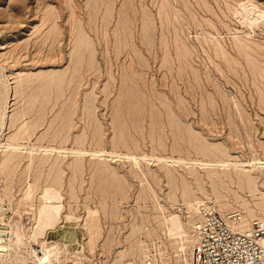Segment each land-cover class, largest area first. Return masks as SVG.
<instances>
[{"label": "rangeland", "instance_id": "374dc122", "mask_svg": "<svg viewBox=\"0 0 264 264\" xmlns=\"http://www.w3.org/2000/svg\"><path fill=\"white\" fill-rule=\"evenodd\" d=\"M263 200L264 0H0L13 263L47 243L63 252L51 264H191L203 208L248 226Z\"/></svg>", "mask_w": 264, "mask_h": 264}, {"label": "built area", "instance_id": "2783aa9c", "mask_svg": "<svg viewBox=\"0 0 264 264\" xmlns=\"http://www.w3.org/2000/svg\"><path fill=\"white\" fill-rule=\"evenodd\" d=\"M232 217L202 209L194 223L191 264H264V221L243 226L240 215Z\"/></svg>", "mask_w": 264, "mask_h": 264}, {"label": "bare ground", "instance_id": "6f19581e", "mask_svg": "<svg viewBox=\"0 0 264 264\" xmlns=\"http://www.w3.org/2000/svg\"><path fill=\"white\" fill-rule=\"evenodd\" d=\"M261 13V12H260ZM258 14V13H257ZM262 15H263V13H261ZM260 14H258V16H259ZM255 16V15H254ZM258 16H256V18L258 17ZM262 18H263V16H262ZM262 18H261V20H262ZM253 19V18H252ZM258 21H260V20H258ZM254 22V21H253ZM252 22V23H253ZM257 22V21H256ZM250 23V22H249ZM260 23V22H259ZM251 27V26H250ZM224 165H226V163H224ZM228 165V164H227ZM236 167V172H237V177H238V182H239V184L241 185V186H246V187H248V189L250 190V191H252V192H255L256 190H257V188L259 187L258 185H257V182H256V178H255V176L252 174V171H251V165L250 164H246V163H244V164H239L238 166H235ZM223 183L224 182H222V185H223ZM239 186V185H238ZM214 187L216 188V185L214 184ZM254 199H256V198H254ZM260 199V198H259ZM260 206L261 207H264V200L260 203ZM261 209V208H260ZM249 219V218H248ZM255 220V219H254ZM256 220H259V219H256ZM49 221V219L47 218L46 220H44L43 221V226H45L46 224H47V222ZM247 222V221H246ZM166 223L167 224H169L172 228H171V230H169V234L170 235H173V237L174 236H183L184 235V231H185V229H184V226H183V222L181 221V218H180V215L179 214H172L169 218H167L166 219ZM249 223V222H248ZM246 224V223H245ZM244 226V225H243ZM246 226V225H245ZM148 228V227H147ZM190 228V227H189ZM190 230V229H189ZM18 232V231H17ZM11 233H12V231H11ZM193 234L191 235V241H193V243H192V248H193V244H194V242H195V240H196V233H195V231H194V227H193V232H192ZM1 234V233H0ZM13 235V234H12ZM34 236H35V238H36V236L38 235V231L37 230H34V234H33ZM186 235V234H185ZM1 236H2V234H1ZM1 236H0V262H1V264H15V263H13V261H16V260H19L20 259V255H18V256H14V255H12L11 254V249H10V246L9 245H11L12 244V241H10L9 243H6L7 242V240H4V237H2L1 238ZM10 236V235H9ZM15 236H16V238H17V243H18V245L19 244H21L22 245V243H23V241H22V237L20 236V234H15ZM25 236V235H24ZM12 237V236H11ZM14 237V236H13ZM26 238V237H25ZM34 238V237H33ZM172 238V237H171ZM187 238V237H186ZM14 239V238H13ZM12 240V239H11ZM16 243V244H17ZM156 243V242H155ZM15 244V243H14ZM189 244V243H188ZM24 245H26V244H24ZM143 245V244H142ZM13 246V245H12ZM58 246V245H57ZM56 245H51V247H49V245L46 243H41V246H39L40 248H41V250H42V252L44 253V257L46 258V260L44 261L46 264H51V260L52 259H56V258H58V254L61 252V250L62 249H60V252H59V248L57 247ZM155 247V246H154ZM183 247V246H182ZM182 247H181V249H182ZM14 248V247H13ZM39 248V249H40ZM184 248H185V246H184ZM38 249V250H39ZM178 249H180V248H178ZM15 250V249H14ZM38 250H34V249H32V250H28V253H27V255L26 256H23L24 258H25V261L28 263V264H41L42 263V261L41 260H39L38 258H37V252H38ZM144 250V249H143ZM13 253H15L14 251H12ZM41 252V251H40ZM183 252V251H182ZM61 253H63V252H61ZM60 253V254H61ZM186 253V252H185ZM137 254V253H136ZM155 255H156V253H154ZM165 254V253H164ZM191 254H192V251H191ZM160 255V254H159ZM183 255V254H182ZM28 256H30V257H28ZM34 256H36V259L38 260H36V259H34L33 261H31V262H28L27 261V259L28 258H32V257H34ZM60 256H62V255H60ZM145 256V255H144ZM184 256V255H183ZM135 257V256H134ZM186 257V256H185ZM184 257V258H185ZM188 257V256H187ZM151 258H153L152 256H151V254L150 255H148V256H146V259H144V261H143V263L142 264H149V262H150V264H153L152 263V259ZM160 258H161V256H160ZM183 258V259H184ZM156 259V258H155ZM187 259V258H186ZM188 259H189V257H188ZM188 259H187V261H186V264H189L191 261H188ZM191 259H192V255H191ZM58 260V259H57ZM63 260V259H62ZM54 263L56 262V261H53ZM52 262V263H53ZM58 263V262H57ZM61 264V263H60ZM130 264H132V262H130ZM134 264V263H133ZM156 264V263H155ZM182 264V263H181Z\"/></svg>", "mask_w": 264, "mask_h": 264}]
</instances>
